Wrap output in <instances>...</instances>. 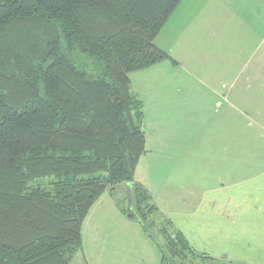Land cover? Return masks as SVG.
I'll return each mask as SVG.
<instances>
[{
  "label": "trees",
  "instance_id": "trees-1",
  "mask_svg": "<svg viewBox=\"0 0 264 264\" xmlns=\"http://www.w3.org/2000/svg\"><path fill=\"white\" fill-rule=\"evenodd\" d=\"M180 1L0 0V264H69L84 219L119 184H130L132 207L127 193L117 207L154 231L161 264L214 259L134 180L145 138L129 73L171 58L154 39ZM63 50L94 56L101 73L87 75Z\"/></svg>",
  "mask_w": 264,
  "mask_h": 264
},
{
  "label": "rangeland",
  "instance_id": "rangeland-1",
  "mask_svg": "<svg viewBox=\"0 0 264 264\" xmlns=\"http://www.w3.org/2000/svg\"><path fill=\"white\" fill-rule=\"evenodd\" d=\"M24 23L20 25L27 31V25L41 26L38 22ZM13 29L10 30L12 37L18 27ZM39 30L40 33L42 30ZM16 36L21 39V35ZM154 42L171 58L129 73L132 90L145 103L143 128L148 140L165 124L175 128L180 136L198 132L213 136L219 128L220 145L213 140H201L206 151H214V146L220 148L223 142L230 149L239 143L243 149L237 153L241 151L249 161L252 155L259 154L264 162V0H181ZM63 53L91 77L102 71V63L94 56L77 50H63ZM6 88L15 94V82L7 84ZM202 90L208 91L204 99H201ZM226 95L231 99L229 106L224 102ZM182 96L189 108L188 122L174 125L172 119H167L160 124V110H164L161 103ZM249 161L242 167L250 168ZM40 181L43 184L47 178L30 185L40 184ZM155 182L159 184V181L147 180L146 185L154 187ZM175 191L165 187L158 194L161 195L158 201L170 204ZM179 192L186 193L179 190L176 194ZM103 194L106 195L82 223L81 248L69 264H161L163 255L153 230L150 231L154 238H150L136 220H102L112 208L115 197L117 202L121 199L118 194ZM124 205L129 206L128 199ZM182 209L187 208L182 206ZM197 215L202 217V214ZM234 225L241 227L234 240L211 236L217 232L216 225L200 236V224H195L191 233L183 235L193 248L205 250L214 258L209 260L202 256L200 264L206 261L210 264H264V221H236ZM174 257L171 255L170 259L177 263L179 258Z\"/></svg>",
  "mask_w": 264,
  "mask_h": 264
},
{
  "label": "crops",
  "instance_id": "crops-1",
  "mask_svg": "<svg viewBox=\"0 0 264 264\" xmlns=\"http://www.w3.org/2000/svg\"><path fill=\"white\" fill-rule=\"evenodd\" d=\"M134 94L136 95L135 92ZM201 95V99L206 98L208 91L202 90ZM184 99L185 97L182 96L161 103L164 110H160L159 116L162 117L159 119L160 124L167 119H172L174 125L188 122L189 108ZM224 102L229 106L231 99L228 95L225 96ZM144 104L143 102L142 124L144 123ZM221 133L218 128L213 136L202 132L180 136L175 128L165 124L159 127L152 140H148L144 131L145 150L135 168L134 180L147 190L154 203L184 234L191 233L194 225L200 224V236H202L203 231L216 225L217 232L211 233V236L233 239L239 234L241 228L234 225V222L264 221V162L259 154L252 155L249 161L245 159L247 155L241 151L237 153L239 149H243L239 147V143L233 149L228 148L224 142L220 148L214 146V151H206L207 149L202 147L201 140L207 139L220 145ZM188 137L190 139L187 141ZM182 144L183 147L179 146ZM225 148L226 152H224ZM248 161L252 166L244 168ZM147 180L159 181V184L155 182L154 187H148ZM117 187L115 192L108 194L125 196L126 185L119 184ZM165 187L176 190L171 194L170 204L161 203L157 199L161 196L158 194ZM159 188L160 190L155 193ZM179 190H185L186 193L176 194ZM105 195H101L95 204ZM122 200L123 198L120 199L121 203ZM182 206H186L187 209H182ZM240 210L239 215L235 216ZM197 214H202V217ZM107 218L117 221H121L122 218L128 219L119 210L115 201L106 218L102 220ZM194 248L198 252L208 254L207 251L199 250L196 246Z\"/></svg>",
  "mask_w": 264,
  "mask_h": 264
},
{
  "label": "water",
  "instance_id": "water-1",
  "mask_svg": "<svg viewBox=\"0 0 264 264\" xmlns=\"http://www.w3.org/2000/svg\"><path fill=\"white\" fill-rule=\"evenodd\" d=\"M127 199H128V203H129V206L132 207V194H131V188H130V184L127 185Z\"/></svg>",
  "mask_w": 264,
  "mask_h": 264
}]
</instances>
